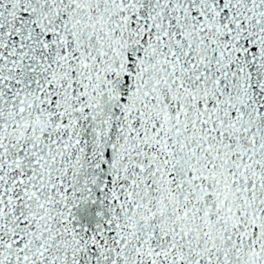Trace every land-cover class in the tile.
I'll return each instance as SVG.
<instances>
[{"label":"snow or ice","instance_id":"1","mask_svg":"<svg viewBox=\"0 0 264 264\" xmlns=\"http://www.w3.org/2000/svg\"><path fill=\"white\" fill-rule=\"evenodd\" d=\"M0 264H264V0H0Z\"/></svg>","mask_w":264,"mask_h":264}]
</instances>
